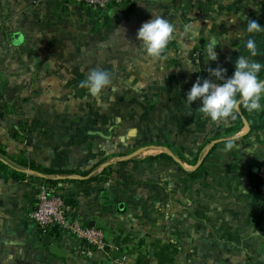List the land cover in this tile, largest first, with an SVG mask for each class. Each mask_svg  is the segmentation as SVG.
I'll return each instance as SVG.
<instances>
[{"label":"crops","instance_id":"1","mask_svg":"<svg viewBox=\"0 0 264 264\" xmlns=\"http://www.w3.org/2000/svg\"><path fill=\"white\" fill-rule=\"evenodd\" d=\"M120 7L121 16L112 17L103 30L111 75L113 63L122 61L119 79L114 78L119 112L108 135L68 132L56 123L27 128L19 143L11 137L13 125L35 117L8 111L5 107L16 102L2 94L0 143L10 156L21 152L24 161L69 170L57 176L64 181L56 193L68 192L69 214L100 228L109 247L136 220L144 237L176 247L172 264H264V203L256 178L264 162V127L250 129L252 118L264 111V96L260 110L247 118L239 110L234 120L220 124L199 112V100L190 106L186 102L198 77L223 83L210 76L209 68L226 69L225 79L233 75L239 55L249 56L244 47L248 38L257 43L259 55L253 59L264 67V32L249 37L245 31L247 19L264 26V0H134ZM152 15L164 17L176 29L164 58L157 61L136 40ZM6 32L14 46L30 38L17 31L19 38L12 39L14 32L0 25V59ZM211 43L216 44V61L207 60ZM229 137L239 150L225 153L221 149ZM114 151L137 161L122 166L118 179L98 185L86 181L107 161L83 173ZM161 153L169 158L147 159ZM192 171L195 178L188 174ZM41 182L42 175L18 180L11 171H0V264H93L106 252L94 251L65 232L47 233L65 252L62 257L41 243L43 235L31 217Z\"/></svg>","mask_w":264,"mask_h":264},{"label":"rangeland","instance_id":"2","mask_svg":"<svg viewBox=\"0 0 264 264\" xmlns=\"http://www.w3.org/2000/svg\"><path fill=\"white\" fill-rule=\"evenodd\" d=\"M123 10L110 6L92 11L71 0H0L1 27L14 33L21 31L23 37L30 34L28 40L14 46L15 40L11 41L6 32V47L3 46L0 59V96L5 94L6 99L10 96L16 102L5 108L18 114L32 113L35 117L33 121L22 118L20 126L27 129L60 123L68 132L80 129L95 131L102 137L108 135L109 125L115 123V113L119 112L114 78L116 75V80L119 79L122 61L117 58L113 63V87L104 90L100 102L79 85L94 68L111 74L105 64L103 30ZM9 24L13 26L8 28ZM126 155L114 151L99 158V163L107 161L108 178L118 179L122 166L137 161ZM132 223L114 246L119 256L126 257V264H134L137 254L142 252L149 257L145 264H155L150 255L155 238L142 235V223L136 220ZM103 254L93 264H114L109 253Z\"/></svg>","mask_w":264,"mask_h":264},{"label":"clouds","instance_id":"3","mask_svg":"<svg viewBox=\"0 0 264 264\" xmlns=\"http://www.w3.org/2000/svg\"><path fill=\"white\" fill-rule=\"evenodd\" d=\"M244 19H247L244 17ZM175 26L161 16H155L147 22L142 23L137 31L136 40L141 42L147 57L153 61L161 60L165 56L169 43L173 40ZM245 31L249 37L264 32V26L257 21L247 19ZM215 43H211L207 49V60L216 61L217 53L214 50ZM244 47L249 56L239 55L235 61V71L230 78L225 79L226 69L217 66L209 68L210 79L201 80L199 77L192 84L186 94V102L190 106L194 101L199 100L201 105L199 112L212 123H227L234 120L241 106L248 112L253 113L262 108L261 98L264 96V80L259 78L262 65L254 57L259 55L255 39L248 38ZM187 67V66H186ZM189 70V68L187 67ZM191 71V70H189ZM196 72V71H191ZM111 85V74L104 69H92L80 87L87 90L88 94L100 102L102 93ZM239 150L232 138H226L224 148L221 151L227 153L232 150Z\"/></svg>","mask_w":264,"mask_h":264},{"label":"built area","instance_id":"4","mask_svg":"<svg viewBox=\"0 0 264 264\" xmlns=\"http://www.w3.org/2000/svg\"><path fill=\"white\" fill-rule=\"evenodd\" d=\"M71 1L82 3L92 11H102L110 6L119 7L130 4L134 0ZM256 178L261 189V196L264 203V162L258 166ZM68 209L61 193L54 192L46 182H41L37 185L36 202L31 212V217L36 222L42 234H47L48 231L56 229L57 231L65 232L79 238L94 249L105 251L109 253V255L111 251L117 250V248L107 245L104 232L100 228L87 224L86 221L82 220L80 217L70 215ZM125 259L126 257L119 256L118 251V255L112 259V262L114 264H126Z\"/></svg>","mask_w":264,"mask_h":264},{"label":"trees","instance_id":"5","mask_svg":"<svg viewBox=\"0 0 264 264\" xmlns=\"http://www.w3.org/2000/svg\"><path fill=\"white\" fill-rule=\"evenodd\" d=\"M259 78L264 79V67L261 68V71L259 73ZM247 111L241 106L240 108V114L243 115L245 118L249 117L247 115ZM253 120L250 129H256V128H263L264 127V111L261 115L257 117V119L252 118ZM21 121H18V124L13 125L11 137L18 141L19 143H22L23 140L26 138L25 133L23 132L26 130V128L20 126L19 124ZM21 154V152H20ZM20 154L18 156H10L6 153L4 150L3 145L0 143V171L7 172L11 171L13 176L20 180L25 178L26 176H32V177H39V175H42L43 180L48 184L50 189H52L54 192H58V190L61 189L60 183L64 181V179L57 178V176L61 175H67L70 173L69 170H64L60 168H52V167H40L38 165H35L34 163L24 161ZM168 159L169 156L161 153L154 157H147V159ZM20 165V166H19ZM100 165L99 161H97L92 168H90L88 171L84 172L83 174H88L90 171H92L94 168L98 167ZM27 171H32L33 174L27 173ZM108 168L107 166L103 167L101 171L97 172L96 174H92L91 176L86 179L88 182H92L93 184H101L104 181L108 180L107 176ZM188 174L195 178L197 176L195 171L188 172ZM56 229H52L48 231V234H52L53 232H56ZM40 232V235H43ZM152 250H151V257L155 259V264H172L174 261V256L177 251L176 247L169 243V242H162L159 239H154L152 244ZM149 262V257L146 253H138L134 264H145ZM249 264V263H246Z\"/></svg>","mask_w":264,"mask_h":264},{"label":"water","instance_id":"6","mask_svg":"<svg viewBox=\"0 0 264 264\" xmlns=\"http://www.w3.org/2000/svg\"><path fill=\"white\" fill-rule=\"evenodd\" d=\"M11 36H12V39H18L19 38V35L17 33H13ZM63 195H64V203H65V205L69 206L70 197L68 196V192L64 191ZM119 206H122V205H119ZM261 208H262V210H264V205H262ZM41 243L43 245L48 246V249H49L50 253H52V254H54L56 256H59V257H62V256L65 255V252L63 251V249H61L55 242H52V239H51L50 235L43 234V236L41 238ZM117 255H118V251L117 250L111 251V253H110V256L112 258H115Z\"/></svg>","mask_w":264,"mask_h":264}]
</instances>
